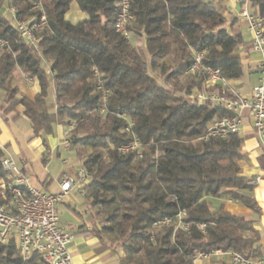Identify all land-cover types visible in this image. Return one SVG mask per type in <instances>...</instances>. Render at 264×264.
I'll use <instances>...</instances> for the list:
<instances>
[{"label":"trees","instance_id":"obj_1","mask_svg":"<svg viewBox=\"0 0 264 264\" xmlns=\"http://www.w3.org/2000/svg\"><path fill=\"white\" fill-rule=\"evenodd\" d=\"M120 1L0 0V39L7 42L0 55V89L6 93L1 116L20 110L35 136L74 124L66 146L90 176L80 190L99 229L89 232L123 252L119 264H191L195 253L214 249L260 258L254 220L222 206L211 210L209 202L230 200L260 213L252 179L241 176L238 165L243 139H199L210 122L231 113L188 98L192 88L201 89L203 77L185 74L200 52L202 65L228 80L241 78L243 37L227 31L222 0H129L127 40L114 29ZM72 2L85 16L75 23L65 18ZM246 2L264 16V0H238L240 6ZM33 4L39 9L31 10ZM42 15L46 24L37 47L25 45L16 23ZM135 37L144 38L147 60L133 46ZM16 68L37 82L32 99H14ZM157 69L161 80L151 74ZM134 141L141 148L137 159L119 151ZM3 157L0 149V162ZM7 175L0 164V182ZM181 212L187 230L158 224ZM0 264L45 263L36 252L23 260L9 241L0 243Z\"/></svg>","mask_w":264,"mask_h":264},{"label":"built area","instance_id":"obj_2","mask_svg":"<svg viewBox=\"0 0 264 264\" xmlns=\"http://www.w3.org/2000/svg\"><path fill=\"white\" fill-rule=\"evenodd\" d=\"M120 8L114 22V29L125 39L130 40L127 26L133 21L129 12V0H121ZM39 4H33L31 10H38ZM14 13L13 8L9 9ZM240 17L247 23V30L251 35V48L259 56L257 65L258 81L248 96L240 94L229 84L218 69L202 65V53L194 52L191 65L185 74L193 77H203L201 89L193 88L188 98L199 105L209 102L231 113L230 116L215 118L207 125L199 139L206 141L210 138H226L230 134H238L243 125V113L247 112L251 125L261 145L264 147V16H259L247 10L240 12ZM45 17L39 19H21L16 23V32L27 46L37 47L40 33L45 26ZM7 47V42L0 39V55ZM99 77V73L93 70ZM99 80L98 88H101ZM106 94V93H105ZM105 98V95H104ZM100 113L104 108L98 109ZM73 123L66 126L67 133L73 128ZM128 123L126 131H129ZM67 145V139H64ZM121 153L133 152L135 159L141 157L140 144L134 141L119 148ZM66 163V161H63ZM8 175L0 182L1 196L4 203L0 205V243L13 241L23 260L32 252H36L45 264H73L69 252V245L73 241V234L60 226L56 213V205L63 201L73 186L82 187L89 183L90 176L80 165L75 177H64L59 183V190L48 193L30 185V181L16 166L15 162L4 156L0 162ZM184 213L181 212L175 220L165 219L158 224L169 225L174 223L175 228L187 230L188 226L181 222ZM202 229V226H199ZM222 261L227 264H264L263 258H246L233 251L214 249L210 252H197L191 264Z\"/></svg>","mask_w":264,"mask_h":264},{"label":"crops","instance_id":"obj_3","mask_svg":"<svg viewBox=\"0 0 264 264\" xmlns=\"http://www.w3.org/2000/svg\"><path fill=\"white\" fill-rule=\"evenodd\" d=\"M222 5L226 10L224 14L225 18L227 14H236L226 27L227 31L231 34H241V36L245 33L249 35V40L247 42L244 41L243 46L238 48V53L242 58L243 75L239 79H230L228 81L240 94L248 96L258 81L257 65L259 56L252 51L251 35L247 30L246 21L240 17V12L244 9L252 13L255 12L249 2L240 6L238 0H222ZM238 8L239 12L236 13ZM84 18L85 16L80 18V20ZM13 72L18 77V84H14L18 89V93L14 99L19 101L23 96L32 99L39 91L37 82L26 77L19 69ZM5 96V91L0 89V149L3 151L4 156L10 157L18 169L28 177L31 186V178L28 175H32L31 173L35 172L33 164L40 159L45 173L42 175L40 181H38L41 185V189L39 190L48 193L57 192L61 180L64 177L74 178L77 167L80 165V163L79 165L77 163V165L73 164L68 166L67 159L61 158L60 156L59 142L63 144L65 139V126H56L52 135L40 134L39 136H35L28 119L21 115L20 110L8 114L5 116V119L1 116V107ZM52 100L53 93L49 92L47 103L49 105L50 103L52 104ZM17 113L19 116L13 119ZM243 118L244 122L238 133L243 139L240 149L242 159L238 162V165L241 176L252 179V196L259 207L260 213L256 215L252 210L235 204L230 200L210 199L209 202L211 210H217L222 206L225 211L233 215L254 220L253 228L259 234V255L260 258L264 259V168L261 166V162L264 159V147L261 145L252 128L251 119L247 112L243 113ZM20 122L22 124L25 122L29 124V128L24 130L22 134H20L19 128L17 127ZM63 145L67 149V146L65 144ZM57 161L62 165L60 164L56 168L54 162ZM63 161H66V163H63ZM53 169L57 170L55 174L52 172ZM72 191L79 192L83 196L80 187L73 186L64 200L69 199L68 197ZM67 208L78 214L75 208H71L70 206H67ZM60 226L66 231L71 232L74 236L73 241L69 245V252L73 264H119V258L123 256V252L120 249L101 244L99 239L93 233L89 232L91 229H99V225L95 221L88 224H81L75 229L68 228L61 221ZM207 263L202 262L199 264Z\"/></svg>","mask_w":264,"mask_h":264},{"label":"rangeland","instance_id":"obj_4","mask_svg":"<svg viewBox=\"0 0 264 264\" xmlns=\"http://www.w3.org/2000/svg\"><path fill=\"white\" fill-rule=\"evenodd\" d=\"M6 10V6L4 7ZM5 15H7V11H5ZM239 12V8L237 9L236 13ZM77 13V14H76ZM235 15H226V27L229 25V23L232 21ZM84 16L79 12V9L77 8V5L75 2H72L69 6V10L65 15L66 20H69L72 23L80 21V18H83ZM27 19V18H24ZM243 39L245 42L249 40V35L247 33L243 34ZM133 46L138 49L139 51H142V58L147 60L148 56L145 53V47L143 44V37H135L132 40ZM165 63H169L168 58H165L163 60ZM17 69V68H16ZM14 69V70H16ZM151 74L155 76L158 80H161V76L159 74V70L151 71ZM12 83L18 84V77L14 74H12ZM51 104V103H50ZM51 110V109H50ZM17 127L19 128L20 134L23 133L24 130L29 128V124L27 122L23 123L20 122ZM65 131H67V128L65 127ZM67 133V132H66ZM65 133V139H67V134ZM59 153L61 158H65L68 161V166H71L73 164L80 163V160L75 156V154L68 149L64 147V142H59ZM56 161V160H55ZM60 162H54V166L57 168L60 166ZM62 165V164H61ZM53 166V167H54ZM52 167V168H53ZM34 173H31L32 175H28L31 178V184L36 189H41V185L38 181L42 178V175L45 173L43 170V166L41 163V160L38 159L37 162L33 164ZM54 170V171H53ZM52 172L55 174V169H53ZM28 174H30L27 171ZM68 200L61 201L56 205V213L58 217L60 218V221L67 226L70 229H75L77 226L81 224H88L91 223L94 220L93 218V210L90 208L89 204L84 200L83 196L79 192L72 191L70 193V196L68 197ZM67 206H70L71 208H75V211L78 213H74L71 209H68ZM118 249V248H117Z\"/></svg>","mask_w":264,"mask_h":264}]
</instances>
